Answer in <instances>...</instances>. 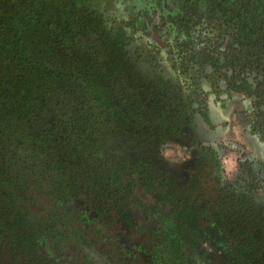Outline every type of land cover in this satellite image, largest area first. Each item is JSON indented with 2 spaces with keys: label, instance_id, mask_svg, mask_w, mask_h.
Masks as SVG:
<instances>
[{
  "label": "trees",
  "instance_id": "16d2710c",
  "mask_svg": "<svg viewBox=\"0 0 264 264\" xmlns=\"http://www.w3.org/2000/svg\"><path fill=\"white\" fill-rule=\"evenodd\" d=\"M231 101L263 150L228 173ZM132 218L143 264H264V0H0V264L118 263Z\"/></svg>",
  "mask_w": 264,
  "mask_h": 264
},
{
  "label": "rangeland",
  "instance_id": "374dc122",
  "mask_svg": "<svg viewBox=\"0 0 264 264\" xmlns=\"http://www.w3.org/2000/svg\"><path fill=\"white\" fill-rule=\"evenodd\" d=\"M235 109V103L232 102L222 109H217V120H225L226 124L217 126L211 135L212 139L220 144V153L227 172H230L229 169L233 158L235 159L234 170L235 168H239L246 158L250 157L251 160L252 158H257L263 150L262 142L243 130L242 123L237 119ZM180 145H182L183 150L188 155L191 154V151L185 146L184 142L180 143ZM174 162L175 169L180 171L185 159L175 158ZM207 236H209V241L206 242V250L203 251L204 259L212 256L217 250L222 248V239L224 237L223 235L219 236V232L215 226L209 227ZM54 249L58 250L60 247H54ZM216 261L218 264H222L220 262L221 258H218Z\"/></svg>",
  "mask_w": 264,
  "mask_h": 264
},
{
  "label": "flooded vegetation",
  "instance_id": "af4514ba",
  "mask_svg": "<svg viewBox=\"0 0 264 264\" xmlns=\"http://www.w3.org/2000/svg\"><path fill=\"white\" fill-rule=\"evenodd\" d=\"M133 2L134 1H139V0H132ZM147 1V0H145ZM232 102V101H231ZM231 102H228L231 103ZM233 103V102H232ZM225 124V123H224ZM217 128V127H216ZM214 129H211L209 130V133L208 134H204V135H200L201 138L205 139V140H210L212 142V132H213ZM184 142V144H188V135L182 137L180 139L179 142L177 143H182ZM188 148V147H187ZM184 149V148H183ZM190 150V149H189ZM221 154V153H220ZM191 155V154H190ZM190 155H187L185 159V162L184 164L182 165L181 169L185 166V165H188L191 163L192 160H190ZM221 158H222V155H221ZM175 159V158H174ZM251 160V158H249ZM253 159H256L255 158H252ZM246 160V159H245ZM249 160V161H250ZM166 164V163H165ZM244 165V163H243ZM174 169H175V162H174ZM180 169V170H181ZM237 169V168H235ZM235 169L233 171H235ZM178 170V169H176ZM226 170V169H225ZM179 172V170H178ZM227 172V171H226ZM229 173V172H228ZM128 221V227L126 228H123V233H120V236L122 235V237L126 240L127 244H128V253H126L125 255H121L120 256V259L118 260V263L115 262V260H109L108 258H105V256L103 255V257L99 258V257H96L97 259H101V262L100 264H143V259L144 257L146 256L144 254V250L141 248V243H140V238L138 235L136 234H133L132 231L130 229H137V226L139 225V223H136L133 218L132 219H127ZM217 228V227H216ZM218 230V228H217ZM209 231V229H208ZM219 232V230H218ZM222 234L219 232V236H221ZM224 236V235H223ZM226 241V237L224 236L223 239H222V246L225 245V242ZM204 247L202 248V259L203 258V251L206 250V247L205 245H203ZM54 247H60V249L58 250H55ZM50 249L57 255H61V253L63 252L64 253V250L63 248L57 244V243H53L52 245H50ZM66 255V254H65ZM212 255V254H211ZM213 256V255H212ZM121 257H123V260H121ZM65 258V257H64ZM211 259V256H209L207 259H204L206 261H210ZM77 264V263H76ZM99 264V263H98Z\"/></svg>",
  "mask_w": 264,
  "mask_h": 264
},
{
  "label": "clouds",
  "instance_id": "9594fccd",
  "mask_svg": "<svg viewBox=\"0 0 264 264\" xmlns=\"http://www.w3.org/2000/svg\"><path fill=\"white\" fill-rule=\"evenodd\" d=\"M162 153L165 158H170V159L173 158L183 159L186 158L188 155V153H186L183 150L182 145H180L179 143L163 145ZM234 167H235V159L233 158L229 171L231 172Z\"/></svg>",
  "mask_w": 264,
  "mask_h": 264
}]
</instances>
